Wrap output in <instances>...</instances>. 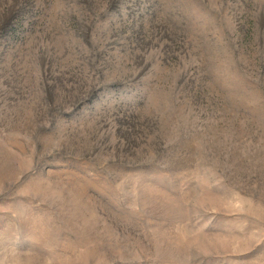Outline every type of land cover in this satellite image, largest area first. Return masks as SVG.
<instances>
[{
  "label": "rangeland",
  "instance_id": "rangeland-1",
  "mask_svg": "<svg viewBox=\"0 0 264 264\" xmlns=\"http://www.w3.org/2000/svg\"><path fill=\"white\" fill-rule=\"evenodd\" d=\"M0 264H264V0H0Z\"/></svg>",
  "mask_w": 264,
  "mask_h": 264
}]
</instances>
